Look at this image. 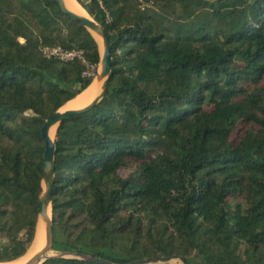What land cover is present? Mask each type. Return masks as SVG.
<instances>
[{
	"label": "trees",
	"instance_id": "obj_1",
	"mask_svg": "<svg viewBox=\"0 0 264 264\" xmlns=\"http://www.w3.org/2000/svg\"><path fill=\"white\" fill-rule=\"evenodd\" d=\"M77 1L113 67L102 101L56 131L55 251L264 264V0ZM100 59L57 0H0V263L35 236L45 121Z\"/></svg>",
	"mask_w": 264,
	"mask_h": 264
},
{
	"label": "water",
	"instance_id": "obj_2",
	"mask_svg": "<svg viewBox=\"0 0 264 264\" xmlns=\"http://www.w3.org/2000/svg\"><path fill=\"white\" fill-rule=\"evenodd\" d=\"M205 1L214 2L218 0H205ZM57 3L59 5L61 12L64 15L81 23L82 26L93 35V37L96 39V41L99 44L101 59L98 69L94 73V79L90 86H92L93 84L95 86H100V92L95 97V99L85 107L81 109H70L64 111L60 109L54 112L53 114H51L45 121V124L41 131L42 137L45 142V152L43 156L44 166H43L42 191L39 198L40 211L35 229V236L32 245L30 246L29 250L26 253L28 254L29 252H33L34 255L26 264H45L50 259L59 258V257L62 258L77 257L80 259H86L100 264H114L110 261L98 259L90 255H84V254L74 255L73 253H59L54 249L55 243H54L52 204H53V194L55 189V178H56V153H57V147L55 143L56 131L64 121L68 120L74 115L92 110L96 105H98L102 101L108 90V84L112 77V67H113V57L111 54L112 44L104 27L100 25L98 22H96L90 15L89 17H84L72 12L66 5L65 0H57ZM98 38L101 40V45ZM53 130H55V136L52 139L51 133ZM176 259H179L182 261L183 264H186V262L182 258L176 256L164 257L159 259L141 260L130 264H170L172 260H176Z\"/></svg>",
	"mask_w": 264,
	"mask_h": 264
},
{
	"label": "bare ground",
	"instance_id": "obj_3",
	"mask_svg": "<svg viewBox=\"0 0 264 264\" xmlns=\"http://www.w3.org/2000/svg\"><path fill=\"white\" fill-rule=\"evenodd\" d=\"M65 3L72 12L80 16L89 17L88 12L83 8V6L77 0H65ZM98 40L101 45V40L99 38ZM99 92H100V86H95L93 84L82 94L78 95V97H76L74 100L70 101L63 110L81 109L86 105H88L90 102H92V100L95 99V97L99 94ZM54 136H55V130H53L51 133L52 139L54 138ZM33 255H34L33 252H29L23 258L7 264H26L32 258ZM0 264H6V263H0Z\"/></svg>",
	"mask_w": 264,
	"mask_h": 264
},
{
	"label": "built area",
	"instance_id": "obj_4",
	"mask_svg": "<svg viewBox=\"0 0 264 264\" xmlns=\"http://www.w3.org/2000/svg\"><path fill=\"white\" fill-rule=\"evenodd\" d=\"M47 55H54V56H57L59 57L60 59L62 60H70L76 56H80L79 53H64L62 52L60 49H54L52 51H46Z\"/></svg>",
	"mask_w": 264,
	"mask_h": 264
},
{
	"label": "rangeland",
	"instance_id": "obj_5",
	"mask_svg": "<svg viewBox=\"0 0 264 264\" xmlns=\"http://www.w3.org/2000/svg\"><path fill=\"white\" fill-rule=\"evenodd\" d=\"M92 101H93V100H92ZM64 108H65V107H64ZM64 108H63V109H64ZM63 109H62V111H64ZM10 263H11V262H10ZM6 264H7V263H6ZM170 264H183V263H182L181 260L176 259V260H172V261L170 262Z\"/></svg>",
	"mask_w": 264,
	"mask_h": 264
}]
</instances>
